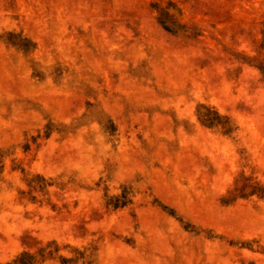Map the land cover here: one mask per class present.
I'll list each match as a JSON object with an SVG mask.
<instances>
[{
  "label": "rangeland",
  "instance_id": "374dc122",
  "mask_svg": "<svg viewBox=\"0 0 264 264\" xmlns=\"http://www.w3.org/2000/svg\"><path fill=\"white\" fill-rule=\"evenodd\" d=\"M0 264H264V0H0Z\"/></svg>",
  "mask_w": 264,
  "mask_h": 264
}]
</instances>
